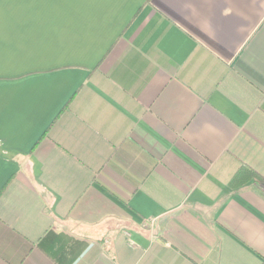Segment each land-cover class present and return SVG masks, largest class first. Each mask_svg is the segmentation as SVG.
I'll use <instances>...</instances> for the list:
<instances>
[{"label": "crops", "instance_id": "crops-1", "mask_svg": "<svg viewBox=\"0 0 264 264\" xmlns=\"http://www.w3.org/2000/svg\"><path fill=\"white\" fill-rule=\"evenodd\" d=\"M263 263L264 0H0V264Z\"/></svg>", "mask_w": 264, "mask_h": 264}, {"label": "trees", "instance_id": "trees-1", "mask_svg": "<svg viewBox=\"0 0 264 264\" xmlns=\"http://www.w3.org/2000/svg\"><path fill=\"white\" fill-rule=\"evenodd\" d=\"M255 172H252L250 169L248 168H242L240 169L231 179L230 181V185L233 187H237L239 185H242L244 182H246L247 180H249V178L251 177V175ZM264 264V263H263Z\"/></svg>", "mask_w": 264, "mask_h": 264}]
</instances>
